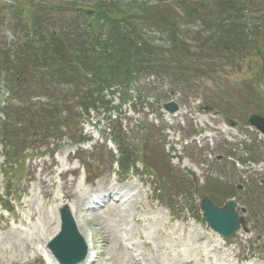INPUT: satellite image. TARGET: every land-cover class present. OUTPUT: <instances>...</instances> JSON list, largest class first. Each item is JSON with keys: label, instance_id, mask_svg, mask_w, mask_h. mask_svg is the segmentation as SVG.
Wrapping results in <instances>:
<instances>
[{"label": "rangeland", "instance_id": "obj_1", "mask_svg": "<svg viewBox=\"0 0 264 264\" xmlns=\"http://www.w3.org/2000/svg\"><path fill=\"white\" fill-rule=\"evenodd\" d=\"M33 1L86 9L96 0ZM71 16L74 13L50 14L51 28L61 33ZM259 22L252 19L247 24ZM7 30L0 20V46L7 43L3 33ZM146 37L156 45L166 40L151 30ZM212 70L188 89L170 74L142 75L129 87L132 97L121 107L117 93L110 114L91 111L88 118L63 130L49 148L33 145L27 150L19 160L24 168L15 204L19 225L11 226L0 216V264H52L45 246L59 232L58 212L64 206L72 208L85 242L91 239L90 255L96 264H129L120 242L137 264H241L243 260L264 264V160L242 166L231 160L245 158L246 147L253 144L264 153V139L247 124L250 114L264 115V62L255 54L236 56L229 64L217 61ZM170 101L179 106L174 115L162 110ZM205 107L211 110L204 111ZM118 114L126 118L123 127L130 131L126 134L129 157L123 161L130 167L123 170L127 178L123 183L113 178L106 150L110 144L99 145L108 137L109 116L112 120ZM146 123L156 126L152 129ZM144 129H149L150 140L142 147L136 137L145 138ZM72 135L75 140H70ZM80 139L88 141L76 144ZM53 144L58 148H51ZM95 144L103 163H91L90 171L95 172L88 176L96 178L85 185L78 177L83 160L75 161L74 154ZM1 149L0 145V165ZM141 159L145 162H136ZM2 186L0 173V194ZM112 186L124 189V202L105 195ZM204 197L218 207L234 199L244 212L239 213L246 230H239L225 246L217 244L221 240L201 218L199 203ZM97 199L107 204L91 209L97 207Z\"/></svg>", "mask_w": 264, "mask_h": 264}, {"label": "trees", "instance_id": "obj_2", "mask_svg": "<svg viewBox=\"0 0 264 264\" xmlns=\"http://www.w3.org/2000/svg\"><path fill=\"white\" fill-rule=\"evenodd\" d=\"M15 1L14 21L25 10L28 24H16L20 30L15 41L0 46V70L6 74L10 93L24 104L9 110L0 124L5 168L16 165L8 178L21 171L16 161L23 151L51 145L63 130L76 125L81 115L75 111L87 116L90 110L109 112L111 101L104 91L116 88L112 94L118 92L123 104L132 97L128 87L145 74H170L188 89L190 83L212 73L217 61L229 64L236 56L255 54L264 62V0H180L178 7L144 0H96L86 9ZM46 8L64 17L72 10L75 16L58 33L51 28L54 13ZM252 19L260 22L249 26ZM197 20L202 30L191 33L181 28ZM150 30L168 36L167 41L154 44L146 37L145 31ZM39 96L46 102L31 103ZM109 129L113 141L126 145L120 119L109 117ZM147 131L145 138L137 136L142 147L150 140ZM257 152H249L253 160L258 159Z\"/></svg>", "mask_w": 264, "mask_h": 264}, {"label": "water", "instance_id": "obj_3", "mask_svg": "<svg viewBox=\"0 0 264 264\" xmlns=\"http://www.w3.org/2000/svg\"><path fill=\"white\" fill-rule=\"evenodd\" d=\"M163 109L174 113L178 107L174 103H168ZM248 123L264 135V117L251 115ZM235 203H227L222 209L215 208L207 200L201 202L203 219L209 227L222 238L230 239L243 224V218H238L235 212ZM62 216V232L50 245V249L61 264H75L82 260L86 253V247L81 237L77 234L73 220L66 208L60 211Z\"/></svg>", "mask_w": 264, "mask_h": 264}, {"label": "bare ground", "instance_id": "obj_4", "mask_svg": "<svg viewBox=\"0 0 264 264\" xmlns=\"http://www.w3.org/2000/svg\"><path fill=\"white\" fill-rule=\"evenodd\" d=\"M104 189V188H103ZM104 193V192H103ZM116 194V193H115ZM105 195H107V196H110L111 195V192H110V190H108L107 192H105ZM71 215H72V217H73V219H74V221H75V224H76V227H77V230H78V232H79V234L82 236V237H84V235L82 234V231L79 229V227L77 226V223H76V220H75V216H74V212H73V210H72V208H71ZM53 233H56V228H55V231L53 232ZM54 236V235H53ZM85 239V238H84ZM219 239L221 240V242L222 243H224V241H222V239L219 237ZM86 243H87V247H88V254H87V257H86V260L84 261V262H82V263H80V264H96L97 262L95 261V260H93L92 261V256L90 255L91 254V250H92V248H93V243H91V239H87L86 240ZM57 263V262H56Z\"/></svg>", "mask_w": 264, "mask_h": 264}]
</instances>
